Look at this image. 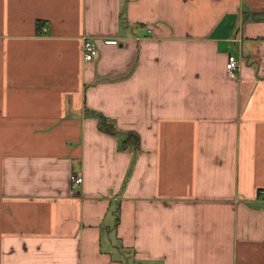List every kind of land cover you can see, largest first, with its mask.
<instances>
[{
  "label": "crops",
  "instance_id": "obj_1",
  "mask_svg": "<svg viewBox=\"0 0 264 264\" xmlns=\"http://www.w3.org/2000/svg\"><path fill=\"white\" fill-rule=\"evenodd\" d=\"M263 188L264 0H0V264H264Z\"/></svg>",
  "mask_w": 264,
  "mask_h": 264
},
{
  "label": "built area",
  "instance_id": "obj_2",
  "mask_svg": "<svg viewBox=\"0 0 264 264\" xmlns=\"http://www.w3.org/2000/svg\"><path fill=\"white\" fill-rule=\"evenodd\" d=\"M150 31V30H149ZM105 43H111V44H118L117 39H106ZM83 59L85 62H89L94 60L98 55V46L91 38H84L83 45ZM242 64V61L238 58V56L231 54L228 57L227 60V73L231 77H235L237 72L240 69V66ZM72 180L74 185H78L83 181V178L77 175H72ZM261 193L264 195V188L261 190Z\"/></svg>",
  "mask_w": 264,
  "mask_h": 264
},
{
  "label": "trees",
  "instance_id": "obj_3",
  "mask_svg": "<svg viewBox=\"0 0 264 264\" xmlns=\"http://www.w3.org/2000/svg\"><path fill=\"white\" fill-rule=\"evenodd\" d=\"M95 115L99 117L100 128L102 130L112 134L120 133L119 129H117L114 124H112L102 113L95 112ZM126 134V138L123 140L121 147L125 148L128 145H134L138 147L140 143V137L133 131H128Z\"/></svg>",
  "mask_w": 264,
  "mask_h": 264
},
{
  "label": "rangeland",
  "instance_id": "obj_4",
  "mask_svg": "<svg viewBox=\"0 0 264 264\" xmlns=\"http://www.w3.org/2000/svg\"><path fill=\"white\" fill-rule=\"evenodd\" d=\"M75 175V174H74ZM83 178V177H82Z\"/></svg>",
  "mask_w": 264,
  "mask_h": 264
}]
</instances>
